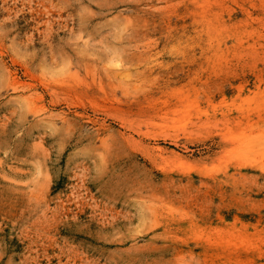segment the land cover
Returning <instances> with one entry per match:
<instances>
[{
    "label": "rangeland",
    "instance_id": "obj_1",
    "mask_svg": "<svg viewBox=\"0 0 264 264\" xmlns=\"http://www.w3.org/2000/svg\"><path fill=\"white\" fill-rule=\"evenodd\" d=\"M0 264H264V0H0Z\"/></svg>",
    "mask_w": 264,
    "mask_h": 264
}]
</instances>
